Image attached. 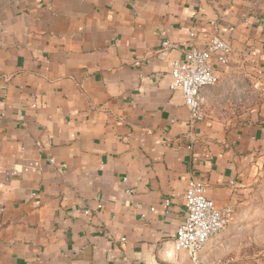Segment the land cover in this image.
<instances>
[{
	"label": "crops",
	"instance_id": "obj_1",
	"mask_svg": "<svg viewBox=\"0 0 264 264\" xmlns=\"http://www.w3.org/2000/svg\"><path fill=\"white\" fill-rule=\"evenodd\" d=\"M212 33L232 47L221 87L247 61L264 71V0H0V264H188L173 236L189 178L236 205L264 144V117L212 105L192 125L169 88ZM223 255L215 237L201 257Z\"/></svg>",
	"mask_w": 264,
	"mask_h": 264
},
{
	"label": "built area",
	"instance_id": "obj_2",
	"mask_svg": "<svg viewBox=\"0 0 264 264\" xmlns=\"http://www.w3.org/2000/svg\"><path fill=\"white\" fill-rule=\"evenodd\" d=\"M212 25H215V22ZM163 46L168 47L169 42L164 41ZM231 52L232 47L229 41L217 33H212L207 36L204 46L193 47L185 53L184 59H175L172 62L169 88L182 92L184 103L189 110L190 124L193 125L204 119L206 89L220 82L215 63H227ZM259 72L261 73L262 69H259ZM230 183L234 185V181ZM185 194L187 214L173 236L175 251L185 252L188 264H231L235 262L234 257L226 256L206 262L201 256L208 242L224 232L234 220L237 213L236 205H218L209 196L207 184L195 177L189 178ZM170 203V198L165 200L167 206ZM102 207V203H98L97 210ZM154 209V207L150 208L151 211ZM86 213H90V210Z\"/></svg>",
	"mask_w": 264,
	"mask_h": 264
},
{
	"label": "rangeland",
	"instance_id": "obj_3",
	"mask_svg": "<svg viewBox=\"0 0 264 264\" xmlns=\"http://www.w3.org/2000/svg\"><path fill=\"white\" fill-rule=\"evenodd\" d=\"M220 82L206 89L204 107L220 118L234 117V125L243 121L241 116L250 113L264 117V71L249 61L234 70V79L224 87ZM227 86L228 91H225ZM223 91L222 99L207 101L208 90ZM213 105V106H212ZM207 113V112H206ZM253 159L247 161L253 176L237 199L234 220L218 236V244L228 248L234 257H264V144L260 145ZM253 167V168H252ZM227 256V255H223Z\"/></svg>",
	"mask_w": 264,
	"mask_h": 264
},
{
	"label": "water",
	"instance_id": "obj_4",
	"mask_svg": "<svg viewBox=\"0 0 264 264\" xmlns=\"http://www.w3.org/2000/svg\"><path fill=\"white\" fill-rule=\"evenodd\" d=\"M173 248H174V241H173Z\"/></svg>",
	"mask_w": 264,
	"mask_h": 264
}]
</instances>
